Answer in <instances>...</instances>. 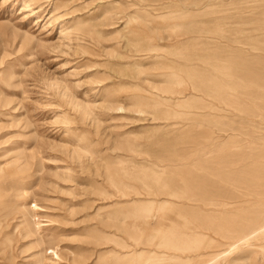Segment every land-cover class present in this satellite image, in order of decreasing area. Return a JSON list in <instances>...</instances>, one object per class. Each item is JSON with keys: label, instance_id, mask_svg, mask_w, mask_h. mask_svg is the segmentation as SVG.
<instances>
[{"label": "rangeland", "instance_id": "rangeland-1", "mask_svg": "<svg viewBox=\"0 0 264 264\" xmlns=\"http://www.w3.org/2000/svg\"><path fill=\"white\" fill-rule=\"evenodd\" d=\"M51 259L264 264V0H0V264Z\"/></svg>", "mask_w": 264, "mask_h": 264}, {"label": "bare ground", "instance_id": "bare-ground-1", "mask_svg": "<svg viewBox=\"0 0 264 264\" xmlns=\"http://www.w3.org/2000/svg\"><path fill=\"white\" fill-rule=\"evenodd\" d=\"M34 204L36 205V203H34ZM35 205H34V206H35ZM152 205H153V204H152V202H151V207H153ZM36 209L39 210V208H36ZM151 209H152V208H151ZM199 241H200V240H199ZM195 242H196V241H195ZM190 245H191V244H190ZM187 247H188V246H187ZM56 250H57V249H56ZM52 253H53L54 256L59 257V254H58L57 251L54 250V251H52ZM44 261H45V260H44ZM49 261H50V260H49ZM49 261H48V262H49ZM46 263H47V261H46ZM47 264H48V263H47ZM51 264H58V263H55L54 260L51 259Z\"/></svg>", "mask_w": 264, "mask_h": 264}]
</instances>
